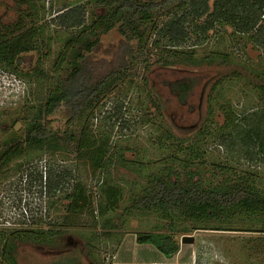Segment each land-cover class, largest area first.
<instances>
[{
  "label": "rangeland",
  "instance_id": "obj_1",
  "mask_svg": "<svg viewBox=\"0 0 264 264\" xmlns=\"http://www.w3.org/2000/svg\"><path fill=\"white\" fill-rule=\"evenodd\" d=\"M77 1L32 0L41 24L47 23V41L39 51L49 57L40 60L44 53L38 51L27 54L23 67L33 73L41 67L49 79L0 67V145L22 133L24 118L48 98L52 78L60 73L55 70L58 55L69 38L79 35L59 28L53 18ZM187 1L168 14L180 15ZM86 6L88 25L93 10L106 14L103 5ZM29 7L0 0V19L12 24ZM163 22L160 14L142 13L127 27L129 41L118 29L99 35L100 43L88 56L91 64L117 58L130 63L76 124L71 152L30 150L0 169V264H12L13 256L16 264H264V214L258 211L195 219L133 207L158 178L199 183L205 189L241 188L264 198V162L241 156L231 138L239 123L245 126L251 107L264 108V51L251 36L237 34L224 22L205 36L192 35L180 47L158 48L153 43ZM195 24L191 21V30ZM183 79L197 82L186 103L170 87ZM251 94L257 96L254 102ZM121 103V119L115 121ZM60 119L58 129L64 130ZM46 162L60 164L72 175L67 190L54 198L40 196L38 188L30 190L25 183L27 169L45 171ZM107 220L112 226H103ZM140 232L170 234L180 251L168 259L153 246L138 244ZM187 236L193 243L182 244Z\"/></svg>",
  "mask_w": 264,
  "mask_h": 264
},
{
  "label": "trees",
  "instance_id": "obj_2",
  "mask_svg": "<svg viewBox=\"0 0 264 264\" xmlns=\"http://www.w3.org/2000/svg\"><path fill=\"white\" fill-rule=\"evenodd\" d=\"M85 1L78 0L76 4L57 12L53 18L59 28L64 31H78L79 35L69 38L59 53L55 70L60 73L56 78H52L54 86L45 103L35 108V112L27 114L24 118L26 126L22 133L13 134L0 145V169L26 156L30 150L71 152L75 144L76 124L82 122L102 96L115 86L122 71L126 70L130 63L117 58L110 63L94 65L88 61V56L100 43L99 35L102 32L118 29L129 41L127 27L142 13H157L164 20L163 26L157 32L158 40L153 43L158 48L180 47L185 45L192 35L205 36L217 22H224L231 25L237 34L251 36L254 45L264 51V0H188L186 10L174 16H170L169 11L185 0ZM18 3L19 6L29 5L32 13L29 9L23 12L17 21L7 25L0 19V67L23 77L34 75L47 79L48 75L41 67L34 73L25 72L23 67L24 56L41 52L40 44L43 46L46 43L47 23L41 24L42 18L32 0H18ZM87 4L105 6L106 14L99 15L93 10L92 23L88 25ZM191 21L196 22L192 30ZM129 48L131 49V46L126 51ZM41 53L44 54L40 56V60L49 57L46 51ZM186 61L194 63L192 59ZM196 83L183 79L170 87L178 99L186 103ZM156 100L153 101L159 109L161 105L159 101L155 102ZM123 106L124 103H121L115 110V121H120L119 114ZM60 118H64V130L58 129L57 123L62 121ZM245 121V126L239 123L235 134L231 135L232 148L253 162H263L264 109L248 115ZM221 141L226 143L228 140L223 136ZM44 169L45 171L39 167L35 170L27 169L25 183L28 189L38 188L40 196L46 195L49 198L65 192L72 177L70 172L60 164L53 166L51 162H46ZM77 191H81V188ZM133 207L141 212H159L167 218L187 214L195 219H203L241 209H252L264 214V198L241 188L205 189L199 183L172 182L158 178L148 193L136 199ZM112 224L111 220H107L103 226L110 227ZM43 236L48 237L45 233ZM136 241L140 245L153 246L168 259L180 251V244L170 234L140 232L136 234ZM12 264H16L14 258Z\"/></svg>",
  "mask_w": 264,
  "mask_h": 264
},
{
  "label": "crops",
  "instance_id": "obj_3",
  "mask_svg": "<svg viewBox=\"0 0 264 264\" xmlns=\"http://www.w3.org/2000/svg\"><path fill=\"white\" fill-rule=\"evenodd\" d=\"M251 84V83H250ZM254 91V90H253ZM261 91H263L262 93L264 94V88H261ZM251 99H252V101L254 102V100H256L257 99V96L255 95V94H251V97H250ZM263 98V100H264V96L262 97ZM251 103L252 105H254L255 103ZM247 108H245V110H246ZM264 109V108H263ZM255 110H257V107H251L250 108V112H251V114H254L255 112H258V111H255ZM261 110V109H260ZM238 122V121H237ZM264 162V161H263ZM157 262L158 261H153L152 262V264H157Z\"/></svg>",
  "mask_w": 264,
  "mask_h": 264
},
{
  "label": "water",
  "instance_id": "obj_4",
  "mask_svg": "<svg viewBox=\"0 0 264 264\" xmlns=\"http://www.w3.org/2000/svg\"><path fill=\"white\" fill-rule=\"evenodd\" d=\"M193 238L192 237H184L183 239H182V244H190V243H193Z\"/></svg>",
  "mask_w": 264,
  "mask_h": 264
},
{
  "label": "flooded vegetation",
  "instance_id": "obj_5",
  "mask_svg": "<svg viewBox=\"0 0 264 264\" xmlns=\"http://www.w3.org/2000/svg\"><path fill=\"white\" fill-rule=\"evenodd\" d=\"M13 258H14V256H13ZM13 258L11 259L12 263H13ZM14 260H15V262H16V259H15V258H14Z\"/></svg>",
  "mask_w": 264,
  "mask_h": 264
}]
</instances>
